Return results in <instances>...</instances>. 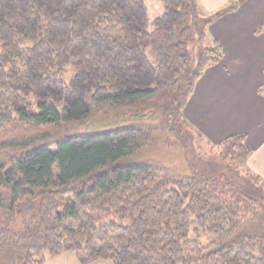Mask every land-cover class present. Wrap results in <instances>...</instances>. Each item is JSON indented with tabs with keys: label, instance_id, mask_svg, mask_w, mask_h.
Here are the masks:
<instances>
[{
	"label": "trees",
	"instance_id": "obj_1",
	"mask_svg": "<svg viewBox=\"0 0 264 264\" xmlns=\"http://www.w3.org/2000/svg\"><path fill=\"white\" fill-rule=\"evenodd\" d=\"M241 2L206 17L199 0H163L149 32L144 0H0V131L131 114L55 143L43 133L0 144V214L33 215L0 242V264L64 253L81 264H264V179L246 168L245 136L206 139L228 166L218 176L133 162L167 137L203 139L185 108L223 59L219 43L206 46L210 26Z\"/></svg>",
	"mask_w": 264,
	"mask_h": 264
},
{
	"label": "crops",
	"instance_id": "obj_2",
	"mask_svg": "<svg viewBox=\"0 0 264 264\" xmlns=\"http://www.w3.org/2000/svg\"><path fill=\"white\" fill-rule=\"evenodd\" d=\"M241 0H199L212 15ZM264 0H242L236 11L209 28L222 48V61L198 81L185 108V118L209 142L243 135L251 156L247 168L264 179Z\"/></svg>",
	"mask_w": 264,
	"mask_h": 264
},
{
	"label": "rangeland",
	"instance_id": "obj_3",
	"mask_svg": "<svg viewBox=\"0 0 264 264\" xmlns=\"http://www.w3.org/2000/svg\"><path fill=\"white\" fill-rule=\"evenodd\" d=\"M149 12V32L152 31L153 22L158 18L161 17L165 12V6L163 0H144ZM204 14V13H203ZM205 16H209L206 15ZM206 46L211 48L213 46L210 39H207ZM134 114V113H133ZM131 115L130 113L124 114H104V113H94L92 116L84 121L79 123H72L69 125H65L64 127L59 128H52V127H34V126H9L0 131V144L5 142H12L16 139H23V138H31L32 136H36L38 134L49 133L52 135V142H56L62 138L71 135H81L92 133L96 131H104L108 129L118 128L126 125L128 122V116ZM190 124V123H189ZM192 126V125H191ZM193 127V126H192ZM188 128H190L188 126ZM195 129V127H193ZM196 130V129H195ZM197 131V130H196ZM190 134L193 137L188 139V143L186 146H183L182 143L176 142L174 140H170L167 137V140H162L156 146L151 148L145 149L141 153L137 155L136 158L133 159V162H146L152 161L163 165L164 167L170 169L172 172L176 173L180 176H190L193 173H204L209 174V176H218L225 170H228L227 167L225 168V164L220 159V155L210 146H208V141L203 136V139H199L196 132L191 131ZM199 132V131H197ZM200 133V132H199ZM246 144V143H245ZM174 145V146H173ZM214 145V144H213ZM218 145V144H215ZM20 153H7L5 156H10L12 158H16L19 156ZM4 156V153L2 154ZM232 165L239 164L230 163ZM231 170L234 167H230ZM247 168V166H246ZM248 169V168H247ZM249 170V169H248ZM54 173L56 176L59 175L58 167L54 168ZM9 193L7 189L0 190V201L4 202V205L8 204ZM8 214V213H7ZM18 216H4L0 214V242L6 240L8 234L10 233H21L23 231V222L26 219L30 220L33 215L29 214L25 211L17 213ZM6 218H9L8 221ZM8 223V227H4L3 225ZM5 235H2L4 230ZM200 234L203 233L200 230ZM195 238V235L192 236ZM203 241H210L208 238H203ZM211 242V241H210ZM8 256H5L3 260H6ZM46 262L44 264H81L78 258L73 253H64L56 258H50L48 255H45ZM93 264H113L111 261H98Z\"/></svg>",
	"mask_w": 264,
	"mask_h": 264
}]
</instances>
